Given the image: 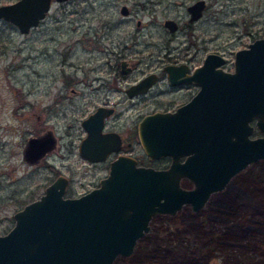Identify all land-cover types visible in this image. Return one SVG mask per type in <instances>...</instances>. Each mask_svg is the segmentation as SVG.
Returning <instances> with one entry per match:
<instances>
[{
    "label": "rangeland",
    "instance_id": "rangeland-1",
    "mask_svg": "<svg viewBox=\"0 0 264 264\" xmlns=\"http://www.w3.org/2000/svg\"><path fill=\"white\" fill-rule=\"evenodd\" d=\"M15 1L0 0V5ZM195 1L54 2L48 16L27 34L0 20V234L14 225L13 213L24 201L44 192L53 176L49 164L72 178L70 194L79 195L94 185L99 174H92L76 146L83 135L81 119L93 110L85 102L98 97L99 80H92L100 73L110 76L108 61L113 52L125 54L135 68V79L161 70L168 58L191 56L197 50L193 64L207 52H217L227 59L225 69L231 70L235 52L264 37V0H205L203 18L190 24L187 7ZM122 5L129 7V18L121 15ZM165 19L180 25L175 35L163 26ZM138 20L142 27L137 26ZM163 87H155L153 96L134 108L114 89L109 96L120 102V120L129 125L167 104L169 95L158 94ZM49 127L59 137L58 150L36 164L25 162L22 150L27 138ZM71 140L74 150L69 152ZM254 169L252 174L264 169L263 164ZM244 180L217 198L234 199L231 212L222 214V208L212 203L209 224L205 211L190 208L175 217L158 215L152 220L150 236L139 242L133 255L117 257L115 264H251L264 256V233L252 235L257 222L247 205L258 203L256 195L263 187L256 188L255 179ZM240 199L246 203L238 205ZM230 235L236 239L230 240Z\"/></svg>",
    "mask_w": 264,
    "mask_h": 264
},
{
    "label": "water",
    "instance_id": "water-1",
    "mask_svg": "<svg viewBox=\"0 0 264 264\" xmlns=\"http://www.w3.org/2000/svg\"><path fill=\"white\" fill-rule=\"evenodd\" d=\"M52 2L2 4L0 20L26 34L46 17ZM206 6L205 0L190 4V20H198ZM122 13L128 14L126 5ZM165 24L177 28L174 20ZM225 62L224 56L209 54L195 76L187 79L197 77L202 86L188 104L176 112H153L141 119L142 143L152 157L172 154L169 168L138 165L134 158L121 155L98 187L68 197L64 196L66 178L60 176L41 197L19 209L14 225L0 234V264H115L119 255L133 252L138 238L150 229L153 215L175 212L185 201L197 208L234 173L264 159V136H250L252 120L264 131V37L235 52L234 71L223 69ZM152 81L147 77L130 92L147 90ZM111 112L99 107L84 119L90 133L80 144L82 155L101 158L99 151L89 155L87 147L105 137L102 125ZM53 144L51 134L32 136L25 156L34 162ZM185 152L187 159L180 161ZM183 176L194 181V188L181 186Z\"/></svg>",
    "mask_w": 264,
    "mask_h": 264
},
{
    "label": "flooded vegetation",
    "instance_id": "flooded-vegetation-1",
    "mask_svg": "<svg viewBox=\"0 0 264 264\" xmlns=\"http://www.w3.org/2000/svg\"><path fill=\"white\" fill-rule=\"evenodd\" d=\"M68 1L69 0L61 2V3H65ZM54 2H55V0H53L52 4ZM123 6L124 5H122V7ZM122 7L120 9L121 15L125 18H129L131 16L129 7L127 6V8H128V14L127 15H124L122 13ZM51 8H52V5H51ZM49 12L47 13L46 17L48 16ZM204 12H205V10H204ZM204 12H203V15H204ZM188 14H189V23L190 24L197 22L201 18H203V15H202L198 20L191 21L190 20L191 14L189 12H188ZM167 20H174V19H165L163 21V26L166 29H168L171 34L175 35V33L179 30L180 25L174 20L177 23V28L175 30H171L165 24ZM41 22L39 23V25L41 24ZM137 26L142 27V22L140 20L137 21ZM186 51L188 52V50H186ZM198 51L199 50H197L196 53L194 52L193 54H190L191 56H188L189 55V53H188V54H185V56L181 55V56L175 57V58H168V59H166V62L162 66L161 70L156 69V70L149 71L145 75L141 76L140 78H136V79L132 78L135 68L132 64H130V62L126 58L125 54L122 52H118V53L116 51L113 52L112 53L113 56H110V60L108 61L109 68H110V70H112V73H110V76L109 77H102L101 73H100L97 75V77H95L92 80V81H96V80L98 81L99 80L97 82L98 88H96V90H98V91H96L98 97H96L97 99L95 101H94V99L93 100L90 99L88 102H85V104L87 103V105L92 106L93 110L91 112H88L85 115V117H83L81 119V127H82V131H83V135H81L80 140L76 146L79 156L88 164V168L89 169L91 168L90 170L92 171V174L95 176L99 174L97 177V180L95 181L94 185L91 188H89L88 190H86L85 192H83L79 195L72 194V193L70 194V191L72 190V187H71L72 182H73L72 178L69 177L67 172L56 168L55 166H53V164H49L50 169L53 172V176L51 177V180H49L48 183H46L45 188L50 183H52L53 181L58 179L60 176H63L66 178V186H65L64 196H66V197H68V196H80V195L90 191L91 189L98 187L101 184V180L109 174L112 161L117 159L121 155L134 158L138 165H142V166H146V167L151 166V167H155V168H164V169L169 168L173 162V155L172 154H164L160 157H152L148 153V151L146 150L144 144L142 143L141 136H140L139 123H140L141 119L146 114H149V113H153V112H176L180 107L188 104L200 92L201 87H202L201 84L199 83L200 80L198 81L197 77H195V79L192 78L191 80H187V79H190L192 76H195L194 75L195 71L204 65L205 59L209 54H220V53L207 52L203 59L202 58L198 59L199 63L193 64V62H195L194 60H196V58H197ZM220 55L224 56L223 54H220ZM225 59H226V57H225ZM234 62H235V54H234ZM226 63H227V59H226V62L221 66L223 69H225L224 66L226 65ZM168 67H172L171 72L167 69ZM225 70L234 71V64H233V68L231 70L230 69H225ZM150 76L153 78V81L150 83L147 90H144L141 92H132V91L130 92V90L133 86L137 85L143 79L150 77ZM171 80H174L176 83L172 82ZM159 85H163L164 87L159 91L158 94L159 95H161V94H166V95L168 94L169 95L170 100L167 102L166 105L158 106L155 109H153L152 111L144 113L134 124L128 125L125 121L120 120V117L122 115V112H120L118 110L120 102L111 101L110 96H109V94L112 93L113 89L115 90V91H113V93H115V94H124L126 97V100L130 101V103H129L130 107L132 106L134 108V107H137L138 104L142 100L145 101L148 97L153 96L152 93H153L154 88L158 87ZM72 91L74 92L75 90H72ZM100 92H102V93H100ZM101 95H103V98H101ZM144 104H145L144 106H147V104L145 102H144ZM99 107L112 109V112L105 116L104 122L102 125V133L105 135V137L101 138L102 141H100V144H98V145H90L89 144L87 147L89 155L96 154L97 151H99V154H101L100 159L92 160L89 157L82 155V153L80 151V144H81L82 140L84 138H86L90 133V131L84 126L83 121H84V119L88 118L92 112H95ZM251 124L254 125V130L250 135L251 137L264 136V131L260 130L256 126L255 120H252ZM47 134L52 135V137L54 139L53 146L50 148V150L46 151V153L44 155H42L38 160H36L34 162L28 160V158L25 156L26 155L25 149L27 147V142H28L29 138L32 136L38 137V136H43V135H47ZM32 136H29L27 138V140L25 141V145L23 147V150H22L23 151V153H22L23 159L25 160V162H27L29 164H36V163L40 162L42 159H44L46 156H48L51 152L57 151L59 146H60L59 145V137L56 135V132L52 127L46 128L44 131L40 132L39 134L32 135ZM71 143L72 144L69 145L70 148L67 146V149L69 150V152H72L74 150V145H73L72 140H71ZM61 153L63 155L65 154L64 152H61ZM29 155H33V154L29 153ZM188 155H189L188 152L182 153L180 155V158H179L180 161H185L187 159ZM263 162H264V159H260L258 161L249 163L245 167H243L242 169H240L239 171L234 173L230 177L229 181L223 187L212 190L210 192L208 198L197 208H195L194 204L191 201H185V202H183L181 207H179L175 212L157 213V214L153 215V217L150 220V229L147 230L144 233V235H142L141 237L138 238L133 252L130 253L129 255H122L121 254L119 256L128 257V256H131L135 253L139 242L142 239H145V238L150 236L151 231H152V220L158 215H167L170 217H175L183 209L190 208L193 212L205 211L204 220H207V219L211 218L209 216V213H210L209 208H210L212 203H214L215 205H218L217 206L218 208H222V210L224 211V213H222V214H225L226 212L227 213L231 212L229 210V208H230V206L235 205V200L234 199H228V200L223 201V200H217V198L221 197L222 195H225V196L228 195L229 194L228 192L230 191V189H232V187L235 185V183L243 180V178H245L244 181H248L249 183L251 182V180L255 179V181H258V185H259V186L255 185L256 188L263 187V189H264V186L262 185V178H261L263 176L264 170L259 169V170H257V172L255 174H252L254 172V170H256V169H254L255 165H260ZM180 184L182 187H184L186 189H192L195 186L194 181L187 176L181 177ZM45 188H44V191H45ZM43 193H41L36 198L41 197V195ZM260 193L261 192L258 193L259 198H260ZM36 198H34V199H36ZM30 201H28V202H30ZM262 202L263 201L259 200L257 203L258 207L260 208V210H259L260 212L262 211V207H263ZM26 203L27 202L24 201L23 207ZM221 203H223V204H221ZM245 203H246L245 199H240V201L238 202V205H243ZM255 204H256V201L254 203H253V201H248V203H247V205L250 206V209H252ZM21 208L22 207H20L19 209H21ZM19 209H17L13 213L14 222H15L14 215ZM248 214L253 215V213H251V210L249 211ZM255 218H256V216H255ZM207 224H209V222H207Z\"/></svg>",
    "mask_w": 264,
    "mask_h": 264
},
{
    "label": "trees",
    "instance_id": "trees-1",
    "mask_svg": "<svg viewBox=\"0 0 264 264\" xmlns=\"http://www.w3.org/2000/svg\"><path fill=\"white\" fill-rule=\"evenodd\" d=\"M262 164L264 167V162ZM261 178H262V185L264 186V171H263V176ZM257 186H259L258 183H257ZM260 194H261V197L259 198V200L263 201L262 202V204H263L262 211L261 212L259 211L260 208L258 207L257 203L251 209V213L255 214L256 222H257V229L254 228V230H252V232H253L252 235H254V236H256L257 234L259 235V233L260 234L264 233V189H263V191H261ZM257 196H258V194L256 195V197ZM205 222H208V220H205ZM235 239H236L235 235H230V240H235ZM248 263L250 264V262H248ZM253 263L254 264H264V256L261 255L257 259H254ZM253 263H251V264H253ZM161 264H165V263H161Z\"/></svg>",
    "mask_w": 264,
    "mask_h": 264
}]
</instances>
